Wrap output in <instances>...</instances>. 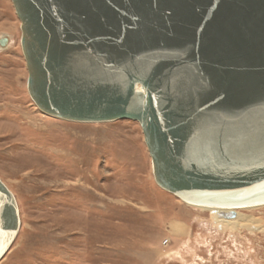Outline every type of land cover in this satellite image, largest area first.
Listing matches in <instances>:
<instances>
[{"label": "water", "instance_id": "95a60500", "mask_svg": "<svg viewBox=\"0 0 264 264\" xmlns=\"http://www.w3.org/2000/svg\"><path fill=\"white\" fill-rule=\"evenodd\" d=\"M11 3L40 111L137 122L156 185L185 203L264 205V0ZM19 227L0 180V260Z\"/></svg>", "mask_w": 264, "mask_h": 264}, {"label": "rangeland", "instance_id": "374dc122", "mask_svg": "<svg viewBox=\"0 0 264 264\" xmlns=\"http://www.w3.org/2000/svg\"><path fill=\"white\" fill-rule=\"evenodd\" d=\"M0 36V180L20 218L0 264H264V206L215 219L160 189L137 122L34 105L11 0Z\"/></svg>", "mask_w": 264, "mask_h": 264}, {"label": "bare ground", "instance_id": "6f19581e", "mask_svg": "<svg viewBox=\"0 0 264 264\" xmlns=\"http://www.w3.org/2000/svg\"><path fill=\"white\" fill-rule=\"evenodd\" d=\"M5 37V36H0V40H2V38ZM21 37V36H20ZM10 44V43H9ZM8 46V45H7ZM6 46V47H7ZM0 48H2V46L0 45ZM33 102V101H32ZM34 103V102H33ZM35 105V104H34ZM36 106V105H35ZM37 107V106H36ZM42 112V111H41ZM43 113V112H42ZM45 114V113H44ZM51 117V116H50ZM9 129V127H2L0 130H7ZM168 193V192H167ZM121 201V200H120ZM181 201V200H180ZM183 202V201H182ZM185 203V202H183ZM187 205H189L190 207H195V208H198V209H201V210H209L212 212V214L214 215V218L216 219L217 216L216 214L218 215V218L220 216H227V215H221L222 213L223 214H226V213H234L235 209H245V208H255V207H258V206H264V205H257V206H251V207H243V208H233V207H206V206H198V205H193V204H189V203H185ZM9 250V249H8ZM6 254V253H5ZM3 258V257H2ZM2 260V259H1ZM0 260V261H1Z\"/></svg>", "mask_w": 264, "mask_h": 264}, {"label": "built area", "instance_id": "2783aa9c", "mask_svg": "<svg viewBox=\"0 0 264 264\" xmlns=\"http://www.w3.org/2000/svg\"><path fill=\"white\" fill-rule=\"evenodd\" d=\"M167 243H168V241H167V240H165V241H164V245H165V244H167Z\"/></svg>", "mask_w": 264, "mask_h": 264}, {"label": "flooded vegetation", "instance_id": "af4514ba", "mask_svg": "<svg viewBox=\"0 0 264 264\" xmlns=\"http://www.w3.org/2000/svg\"><path fill=\"white\" fill-rule=\"evenodd\" d=\"M216 216L218 217V215L216 214Z\"/></svg>", "mask_w": 264, "mask_h": 264}]
</instances>
